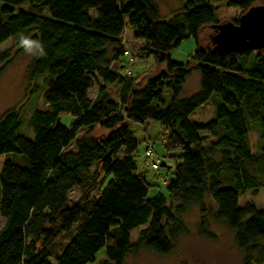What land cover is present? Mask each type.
I'll return each instance as SVG.
<instances>
[{
    "label": "trees",
    "instance_id": "trees-1",
    "mask_svg": "<svg viewBox=\"0 0 264 264\" xmlns=\"http://www.w3.org/2000/svg\"><path fill=\"white\" fill-rule=\"evenodd\" d=\"M217 1L223 0H178L180 10L163 20L155 0H0V44L11 40L16 52L34 45L27 78L35 86L42 79L47 104L28 118L33 138L17 133L19 109L0 117V155L18 157L0 169V264H124L141 250L165 255L193 207L198 234L213 238L208 217L223 222L242 264H264V209L239 204L246 190L264 189V48L217 52ZM254 1L225 0L242 12ZM127 27L144 43L137 57L155 59L146 78L132 74L134 60L129 65L124 55ZM205 28L210 46L200 47ZM189 37L197 44L190 59H172L170 51ZM14 55L0 52V72ZM194 70L198 89L186 94ZM106 83L117 84L118 99ZM208 102L213 117L195 121ZM64 114L72 117L68 125ZM149 121L163 127L159 158L173 161L167 196L148 197L154 185L137 171L139 141L129 125ZM252 128L259 133L256 152ZM149 151L145 166L157 171L151 160L158 156Z\"/></svg>",
    "mask_w": 264,
    "mask_h": 264
},
{
    "label": "rangeland",
    "instance_id": "rangeland-1",
    "mask_svg": "<svg viewBox=\"0 0 264 264\" xmlns=\"http://www.w3.org/2000/svg\"><path fill=\"white\" fill-rule=\"evenodd\" d=\"M155 2L159 8L160 18L163 20L169 19L174 13L179 11L181 7L178 0H155ZM213 4L217 8L219 23L237 21L238 18L245 13L242 12L238 6H227L225 0L217 1ZM263 4L264 0H255L253 5ZM210 32L208 28L202 29L199 35L200 47L210 46V38L208 36ZM121 37L123 47L129 50L133 56H136L131 65L132 74L137 79L150 76L156 64L155 59L153 57H137L138 51L144 46L143 41L135 39L129 27L123 31ZM196 47L197 44L193 37L186 38L170 51V56L177 62H185L190 59V55L194 52ZM6 50H10L15 53V55L0 72V117L8 110L19 109L22 122L17 133L27 138H33L34 134L32 129L28 126V118L35 108L43 109L47 107V104L42 99V92L44 90L42 79H39L35 86L27 78V69L34 55V45L29 44L16 52L12 46V41L6 40L0 44V52ZM198 83L199 73L194 70L187 78L184 92L186 94L195 92L198 89ZM98 88V84L93 85L88 92L89 97L93 98L98 92ZM105 88L112 99H118L119 87L116 83H106ZM182 96L185 97L187 95L183 94ZM164 99L165 101L169 100L168 91H164ZM212 117L213 108L211 102L200 107L192 115V118L199 123L207 122ZM71 121V116L66 114L61 116L62 124L68 125ZM129 128L139 141L137 146V171L144 173L147 181L154 185L150 187L148 197H152L158 192L167 196L165 184L169 178H172L171 173H173V169L171 166L173 165V161L167 158L165 162H162L159 158L163 157L165 154L162 144L163 127L159 122L149 121V123L145 125L131 123ZM82 133L83 130L78 133V136ZM211 138L212 137L209 136V139ZM249 138L252 151L256 152L259 133L255 128L249 130ZM152 147L155 152L154 154L158 156L154 158L155 161H159L157 171L145 166L144 163V154ZM6 158L18 160V157H14L13 154L0 155V169ZM169 170L170 174L168 173ZM71 196L76 199L78 191L72 192ZM247 201H252L258 208L264 209V189H259L254 192V194L251 190H246L245 193L239 196V204L243 205ZM199 218L200 214L198 213L197 207L191 208L184 216L186 231L177 237L174 248L170 253L160 255L149 250H141L137 254L127 256L124 264H242L243 254L235 244L234 232L223 222L208 217V227L213 238L204 237L197 232ZM3 223L4 220L0 216V228ZM143 227H138L131 232L132 240L137 238L138 232ZM65 239L66 238L62 236L60 240L64 241ZM101 253L102 251L99 254ZM98 260H100V257L96 259V261ZM94 264L97 263L95 262Z\"/></svg>",
    "mask_w": 264,
    "mask_h": 264
},
{
    "label": "water",
    "instance_id": "water-1",
    "mask_svg": "<svg viewBox=\"0 0 264 264\" xmlns=\"http://www.w3.org/2000/svg\"><path fill=\"white\" fill-rule=\"evenodd\" d=\"M212 42L219 53L264 48V4L253 5L234 22L219 23Z\"/></svg>",
    "mask_w": 264,
    "mask_h": 264
},
{
    "label": "built area",
    "instance_id": "built-area-1",
    "mask_svg": "<svg viewBox=\"0 0 264 264\" xmlns=\"http://www.w3.org/2000/svg\"><path fill=\"white\" fill-rule=\"evenodd\" d=\"M124 55L127 57V60H128V64L130 65L132 62H133V56L131 55V52L127 49H125L124 51ZM128 74H129V70L127 69L126 71ZM148 156H150V151L148 150L147 153H146ZM159 164V161H155L154 159L151 160V165L155 168H157Z\"/></svg>",
    "mask_w": 264,
    "mask_h": 264
}]
</instances>
